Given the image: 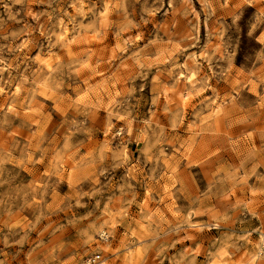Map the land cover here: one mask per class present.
Wrapping results in <instances>:
<instances>
[{
  "label": "rangeland",
  "instance_id": "rangeland-1",
  "mask_svg": "<svg viewBox=\"0 0 264 264\" xmlns=\"http://www.w3.org/2000/svg\"><path fill=\"white\" fill-rule=\"evenodd\" d=\"M262 235L264 0H0V264H264Z\"/></svg>",
  "mask_w": 264,
  "mask_h": 264
},
{
  "label": "bare ground",
  "instance_id": "bare-ground-1",
  "mask_svg": "<svg viewBox=\"0 0 264 264\" xmlns=\"http://www.w3.org/2000/svg\"><path fill=\"white\" fill-rule=\"evenodd\" d=\"M195 9V8H194ZM190 11V10H189ZM195 12V11H194ZM262 14H263V12H262ZM197 15V14H196ZM65 33V32H64ZM66 34V33H65ZM67 38V37H66ZM192 53V52H191ZM194 55V54H193ZM192 58V57H191ZM195 59H196V57H193L192 59H189L190 61H192V62H197V61H195ZM188 60V61H189ZM190 64V63H189ZM188 64V65H189ZM192 64V63H191ZM186 68V67H185ZM194 71V70H193ZM192 73V72H191ZM190 76V75H189ZM194 76V75H193ZM187 78V80H188V78L189 77H186ZM184 79V78H183ZM196 81V80H195ZM192 82V81H191ZM191 84H194L193 82L191 83ZM180 92V91H179ZM180 94V93H179ZM176 97V96H175ZM181 97V96H180ZM178 98V97H177ZM177 100H179V99H177ZM194 226V225H193ZM195 227V226H194ZM196 228V227H195ZM260 238V237H259ZM259 244L261 245H259L258 247H259V250L260 249H262L263 247H264V235H262V238L259 240ZM263 245V246H262ZM259 250H257V251H259ZM260 252V251H259ZM260 256V255H259Z\"/></svg>",
  "mask_w": 264,
  "mask_h": 264
},
{
  "label": "built area",
  "instance_id": "built-area-1",
  "mask_svg": "<svg viewBox=\"0 0 264 264\" xmlns=\"http://www.w3.org/2000/svg\"><path fill=\"white\" fill-rule=\"evenodd\" d=\"M264 248V247H263Z\"/></svg>",
  "mask_w": 264,
  "mask_h": 264
}]
</instances>
